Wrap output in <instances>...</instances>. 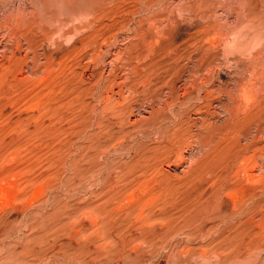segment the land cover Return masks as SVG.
<instances>
[{
	"label": "rangeland",
	"instance_id": "obj_1",
	"mask_svg": "<svg viewBox=\"0 0 264 264\" xmlns=\"http://www.w3.org/2000/svg\"><path fill=\"white\" fill-rule=\"evenodd\" d=\"M53 1L0 0V264H264V0Z\"/></svg>",
	"mask_w": 264,
	"mask_h": 264
},
{
	"label": "bare ground",
	"instance_id": "obj_2",
	"mask_svg": "<svg viewBox=\"0 0 264 264\" xmlns=\"http://www.w3.org/2000/svg\"><path fill=\"white\" fill-rule=\"evenodd\" d=\"M51 1V0H50ZM118 1V0H117ZM122 1V0H121ZM127 0H125V2H126ZM171 1V0H170ZM53 2H57L56 4H61V5H63L64 6V9H65V16H70V14H75L76 13V11H77V7H79L80 5V2H81V0H54ZM83 2H85L84 4H85V7H84V10L87 12L88 10L90 11V14H92V15H95V16H97L98 14H99V12H100V10H98L97 9V5L100 3V0H83ZM151 2V1H150ZM213 2V1H212ZM259 2H260V0H259ZM117 3V2H116ZM159 3H161V2H159ZM175 3V2H174ZM180 3V2H179ZM50 4V3H49ZM55 4V3H54ZM114 4V3H113ZM143 4V3H142ZM177 4V3H176ZM183 4V3H182ZM202 4V3H201ZM261 4V3H260ZM82 5V4H81ZM118 5H119V3H118ZM122 5V4H121ZM152 5V4H151ZM150 5V6H151ZM262 5V4H261ZM50 6V5H49ZM125 6V5H124ZM48 7V6H47ZM58 7V6H57ZM60 7H62V6H60ZM111 7H112V5H111ZM151 7H154V5L153 6H151ZM156 7V6H155ZM202 7V6H201ZM200 7V8H201ZM261 7V6H260ZM76 8V9H75ZM107 8V7H106ZM167 8V7H166ZM50 9V8H49ZM147 9V8H146ZM150 9V8H149ZM202 9V8H201ZM21 10V9H20ZM47 10V9H46ZM48 11V10H47ZM97 11V12H96ZM61 13L63 12V11H60ZM83 12V11H82ZM117 12V11H116ZM124 12V11H123ZM66 13L67 14H69V15H66ZM84 13V12H83ZM165 14V13H164ZM175 14V13H174ZM188 14V13H187ZM55 15V14H54ZM61 15V14H60ZM124 15H125V13H124ZM141 15V14H140ZM64 16V19L66 18ZM75 16V15H74ZM131 16H134V15H132L131 14ZM135 17V16H134ZM144 17V16H143ZM120 18V17H119ZM128 18H129V16H128ZM133 18V17H132ZM149 18V17H148ZM152 19H153V17H151ZM50 20V19H49ZM52 20V19H51ZM142 20V19H141ZM47 22H49V21H47ZM52 22V21H51ZM62 22V21H61ZM162 22V21H161ZM60 23V22H59ZM154 23V22H153ZM131 24V23H130ZM146 24V23H145ZM150 24V23H149ZM114 25H116L117 26V24H114ZM245 25V24H244ZM263 25V24H262ZM65 26V25H64ZM111 26H113V25H111ZM9 27V29H10V26H8ZM110 27V26H109ZM108 27V29H110ZM124 27V26H123ZM233 28V27H232ZM12 29V28H11ZM202 29V28H201ZM225 29V28H224ZM262 29H263V27H262ZM144 30V29H143ZM155 30V29H154ZM158 31V30H157ZM216 31V30H215ZM135 32H137V29L135 30ZM1 33V32H0ZM5 33V32H4ZM139 33V32H138ZM225 33V32H224ZM223 33V34H224ZM228 33V32H227ZM8 34V33H7ZM237 34V33H236ZM246 34V33H245ZM129 35V34H128ZM142 35V34H141ZM133 36V35H132ZM157 36V35H156ZM159 36V35H158ZM158 36H157V39H158ZM219 36V35H218ZM153 37V36H152ZM160 37V36H159ZM4 39V38H3ZM104 39V38H103ZM110 39V38H109ZM134 39V38H133ZM2 40V39H1ZM53 40V39H52ZM155 40V39H154ZM157 41V40H156ZM155 41V42H156ZM254 41V40H253ZM244 43H246V42H244ZM253 44V43H252ZM227 45V44H226ZM112 46V45H111ZM114 46V45H113ZM6 49V48H5ZM216 49V48H215ZM2 50V49H1ZM11 51V50H10ZM109 51V50H108ZM118 51V50H117ZM154 51V50H153ZM123 52V51H122ZM121 53V52H120ZM143 53V52H142ZM164 53V52H163ZM115 54H117V53H115ZM118 55H120V54H118ZM261 55V54H260ZM34 56V55H33ZM123 56V55H122ZM126 56V55H125ZM134 56V55H133ZM150 57V56H149ZM261 57V56H260ZM146 58V57H145ZM113 59V58H112ZM119 59V58H118ZM114 60V59H113ZM127 60V59H126ZM121 61V60H120ZM132 61V60H131ZM145 61V60H144ZM116 62H118V61H116ZM128 62V61H127ZM29 63V62H28ZM124 64V63H123ZM33 65V64H32ZM56 65V64H55ZM111 65V64H110ZM117 65V64H116ZM34 66V65H33ZM112 67V66H111ZM129 67V66H128ZM131 68V67H130ZM133 69V68H132ZM135 69V68H134ZM134 71V70H133ZM136 71H138V69L136 70ZM135 72V71H134ZM144 72V71H143ZM216 72V71H215ZM116 73V72H115ZM197 73V72H196ZM198 74V73H197ZM40 75V74H39ZM204 75V74H203ZM44 76V75H43ZM48 77V76H47ZM44 78V77H43ZM105 78V77H104ZM256 78V77H255ZM45 79H46V77H45ZM194 79V78H193ZM68 80V79H67ZM259 80V79H258ZM149 81H151V80H149ZM252 81H253V79H252ZM246 82V81H245ZM244 82V83H245ZM249 82V81H248ZM211 84V83H210ZM238 84V83H237ZM205 85V84H204ZM118 86V85H117ZM243 86H245V85H242V87ZM191 87V86H190ZM251 87V86H250ZM262 87V86H261ZM187 88V87H186ZM240 88V87H239ZM245 88V87H244ZM201 89V88H200ZM256 89V88H255ZM135 90V89H134ZM203 90V89H202ZM243 90V89H242ZM260 90H262V88L260 89ZM244 91V95H245V97H246V99H248V100H253V97H252V95H251V93L253 92V91H249V90H247V88L246 89H244L243 90ZM258 91V90H257ZM106 92V91H105ZM157 92V91H156ZM199 92V91H198ZM262 92V91H261ZM260 92V93H261ZM264 92V91H263ZM134 93V92H133ZM158 93H160V92H158ZM211 93V92H210ZM253 94H255V93H253ZM240 95V94H239ZM105 96V95H104ZM167 96V95H166ZM210 96V95H209ZM215 96V95H214ZM157 97V94L155 93V94H153L152 96H151V98H156ZM166 98V97H165ZM221 98V97H220ZM123 99V98H122ZM169 99V98H168ZM87 100V99H86ZM109 100H110V97H109ZM99 101V100H98ZM150 101V100H149ZM204 101V100H203ZM109 102V101H108ZM107 102V103H108ZM122 102V101H121ZM125 102V101H124ZM169 102V101H168ZM47 103V102H46ZM106 103V102H105ZM120 103V102H119ZM238 104H239V102H238ZM31 105V104H30ZM92 105V104H91ZM219 105V104H218ZM245 105H248V104H245ZM69 106V105H68ZM120 106V105H119ZM34 107V106H33ZM32 107V108H33ZM36 108V107H35ZM46 108V107H45ZM96 108V107H95ZM105 108V107H104ZM129 108V107H128ZM180 108V107H179ZM38 109V108H37ZM93 109V108H92ZM102 109V108H101ZM109 109V108H108ZM33 110V109H32ZM86 110V109H85ZM95 110V109H94ZM112 110V109H111ZM221 110V109H220ZM244 110V109H243ZM105 111V110H104ZM104 111H103V113H104ZM110 111V110H109ZM115 111H116V109H115ZM171 111H172V109H171ZM76 112V111H75ZM82 112V111H81ZM114 112V111H113ZM133 112V111H132ZM198 112V111H197ZM222 112V111H221ZM101 114H102V112H101ZM220 114V113H219ZM236 114V113H235ZM54 115V114H53ZM91 115H93V114H91ZM95 116V115H94ZM101 116V115H100ZM114 116V115H113ZM202 116V115H201ZM52 117V116H51ZM74 117V116H73ZM73 117H72V119H73ZM103 117H104V115H103ZM55 118V117H54ZM75 118V117H74ZM60 120H62V119H60ZM197 120V119H196ZM219 120V119H218ZM258 120V119H257ZM125 122V121H124ZM163 122V121H162ZM218 122V121H217ZM184 123V122H183ZM187 123V122H186ZM203 123H204V125H205V127H207V129H206V131H207V133H206V135H204L203 137H202V140H203V142H209V141H212V140H214L215 138H216V136L220 139V137L221 136H223V134L221 135V134H219V136H218V133L220 132H222L223 133V130H221V128L219 127L218 128V126H216V127H214V124L212 123V122H208V119L207 118H204L203 119ZM77 124V123H76ZM80 124V123H79ZM121 125V124H120ZM163 125V124H162ZM203 125V126H204ZM102 126V125H101ZM126 126V125H125ZM161 126V125H160ZM158 127V126H157ZM151 128V127H150ZM160 128V127H159ZM192 128V127H191ZM152 129V128H151ZM157 129V128H156ZM173 129V128H172ZM175 129V128H174ZM124 130V129H123ZM158 130V129H157ZM255 130V129H254ZM164 131V130H163ZM179 131V130H178ZM204 131V130H203ZM255 132V131H254ZM156 133V132H155ZM262 133V132H261ZM164 135V134H163ZM201 135H203V134H201ZM200 135V136H201ZM263 135V134H262ZM130 136V135H129ZM197 136V135H196ZM195 138V137H194ZM200 138V137H199ZM199 138L197 139V140H199ZM264 138V137H263ZM218 139V140H219ZM249 139V138H248ZM247 139V140H248ZM137 140H139V139H137ZM197 140H196V143H197ZM169 141V140H168ZM173 141V140H172ZM171 141V142H172ZM164 143V142H163ZM192 143V142H191ZM200 143V142H199ZM194 144V143H193ZM262 144V143H261ZM121 145V144H120ZM160 145V144H159ZM237 146H239V145H237ZM251 146H253L252 144L251 145H249V147H251ZM260 146V145H259ZM240 147V149H239V153H240V155L243 157V160H241L242 162H241V166H238V168H237V171L241 168V167H243V169H244V171L246 172V175H249V177H250V174H249V172L248 171H246L245 170V166H244V164H246L247 165V157L245 158L244 157V154H245V152L247 151V149H248V147H241V145L239 146ZM201 148V147H200ZM238 148V147H237ZM157 149H158V147H157ZM141 150V149H140ZM261 150V149H260ZM186 151V150H185ZM262 151V150H261ZM116 152V151H115ZM118 153V152H117ZM246 154H247V152H246ZM253 157V156H252ZM123 159H124V157H123ZM128 159V158H127ZM251 159V158H250ZM179 160H180V158H179ZM187 160V159H186ZM186 160H185V162H186ZM192 160V159H191ZM258 160V159H257ZM176 161H177V159H176ZM175 161V162H176ZM194 161V160H193ZM147 162V161H146ZM171 162V161H170ZM181 162V161H180ZM126 163V162H125ZM179 163V162H178ZM182 163V162H181ZM263 163V162H262ZM240 164V163H239ZM238 164V165H239ZM261 164V163H260ZM180 165V164H179ZM253 165H251L250 167H252ZM257 166V165H256ZM135 167V166H134ZM145 168V167H144ZM187 168H188V166H187ZM230 168V167H229ZM251 169V168H250ZM259 169V168H258ZM261 169V168H260ZM134 170V169H133ZM143 170V169H142ZM146 169H144L143 171H145ZM105 171V170H104ZM108 172V171H107ZM146 172V171H145ZM166 172V171H165ZM87 174V173H86ZM145 174H147V172L145 173ZM157 174V173H156ZM155 174V175H156ZM166 174V173H165ZM257 174V173H256ZM255 174V175H256ZM163 175V174H162ZM180 175V174H179ZM200 175V174H199ZM238 175V174H237ZM254 175V174H253ZM134 176V175H133ZM201 176V175H200ZM239 176H242V175H239ZM244 176V175H243ZM140 177V176H139ZM142 177V176H141ZM140 177V178H141ZM198 177V176H197ZM255 177V176H254ZM131 178V177H130ZM151 178V177H150ZM195 178V177H194ZM226 178V177H225ZM225 178L223 179L224 181H225ZM139 179V178H138ZM152 179V178H151ZM238 179V178H237ZM129 180H131V179H129ZM128 180V181H129ZM135 180H136V178H135ZM146 180V179H145ZM150 180V179H149ZM245 180H247L246 178H245ZM132 181V180H131ZM153 181V180H152ZM173 181V180H172ZM255 181V180H254ZM135 182V181H134ZM150 182V181H149ZM175 182V181H174ZM181 182V181H180ZM230 182H232V181H230ZM235 182V181H234ZM104 183V182H103ZM246 183V182H245ZM100 184V183H99ZM146 184V183H145ZM119 185V184H118ZM139 185V184H138ZM174 186V185H173ZM135 187V186H134ZM157 187V186H156ZM140 188V187H139ZM123 189V188H122ZM130 189V188H129ZM136 189V188H135ZM156 189V188H155ZM137 190V189H136ZM140 190V189H139ZM149 190V189H148ZM201 190V189H200ZM221 188H220V193H221ZM233 190V189H232ZM237 190V189H236ZM262 190V189H261ZM44 191V190H43ZM223 191H226V192H229L230 193V191H231V188H224V190H222V192ZM245 191V190H244ZM125 192V191H124ZM123 192V193H124ZM163 192V191H162ZM250 192V191H249ZM188 193V192H187ZM200 193V192H199ZM236 193L238 194L239 192L238 191H236ZM122 194V193H121ZM121 194H119L120 196H121ZM127 194H128V192H127ZM153 194V193H152ZM190 194V193H189ZM233 194V193H232ZM125 195H126V193H125ZM125 195H124V197H125ZM141 195V194H140ZM143 195V194H142ZM159 194H157V196H158ZM127 196V195H126ZM130 196V195H129ZM131 196H133L134 197V195H132L131 194ZM136 196V195H135ZM137 196H139V195H137ZM157 196L155 197V198H157ZM190 196V195H189ZM201 196H202V194H201ZM260 196V195H259ZM141 197V196H140ZM153 197V196H152ZM159 197V196H158ZM192 197V196H191ZM263 197V196H262ZM116 198H117V200H118V198H120L119 196H118V194H116ZM126 198V197H125ZM127 198H129V197H127ZM139 198V197H138ZM198 198H199V196H198ZM233 198V197H232ZM239 198V197H238ZM258 198V197H257ZM3 200V199H9V197L7 196V195H3V194H1L0 193V200ZM121 199L123 200V198L121 197ZM135 199V198H134ZM151 199H154V198H151ZM200 199V198H199ZM237 199V198H236ZM255 199V198H254ZM107 200V199H106ZM126 200H128V199H126ZM158 200V199H157ZM256 200V199H255ZM109 201V200H108ZM150 201H152V200H150ZM149 200H148V202H150ZM258 201V200H257ZM104 202V201H103ZM115 202V201H114ZM122 202V201H121ZM132 202V201H131ZM131 202H129L130 204H131ZM147 202V201H146ZM169 202V201H168ZM199 202V201H198ZM250 202V201H249ZM254 202V201H253ZM123 203H125V202H123ZM128 203V204H129ZM145 203V202H144ZM226 203V202H225ZM238 203H240V201L238 202ZM251 203H252V201H251ZM255 203V202H254ZM261 203V202H260ZM128 204H126L127 206H128ZM129 204V205H130ZM187 204V203H186ZM143 205V204H142ZM235 205V204H234ZM118 206V205H117ZM146 206V205H145ZM229 206V205H228ZM244 206V205H243ZM252 206V205H251ZM264 206V205H263ZM98 207V206H97ZM116 207V206H115ZM143 207H144V205H143ZM240 207V206H239ZM121 208H123V207H121ZM127 208V207H126ZM141 209H142V207H140ZM145 208V207H144ZM233 208V207H232ZM235 208V207H234ZM237 208H238V206H237ZM242 208V207H241ZM245 208V207H244ZM253 208V207H252ZM112 209V208H111ZM115 209V208H114ZM125 209V208H124ZM159 209V208H158ZM222 205L221 206H219V208H217V213H219V215H220V218L221 219H223V223L225 224V226L223 227V228H221V229H219V234H220V236H219V239H218V244H219V246H220V248H221V250H223V252L225 253L226 251L228 252H230V256L232 255L231 253L233 252V254H234V256H236L237 258L238 257H242L243 255H245L246 254V252L248 253V251L250 250V249H252L253 248V246H254V244H255V246H257V244H256V242H257V240H259V237H258V239H257V236L255 237V234H254V229H253V224L255 223L254 222V220H253V222H251V219H252V217H251V214H250V211L249 212H246V211H244V213L242 214L240 211L241 210H239V214L240 215H244L245 214V212L246 213H248V214H250V216L248 215V214H246V216H245V218L244 219H240V220H236V219H234V220H231L229 217L232 215V213H224V212H222ZM91 210V209H90ZM99 210H100V208H99ZM102 210V209H101ZM117 210V209H116ZM238 211V209H235V211ZM118 211V210H117ZM128 211H129V213H127L126 215H129L130 214V212L132 213V209L131 208H129L128 209ZM142 211H143V209H142ZM236 211V213L238 214V212ZM243 211V210H242ZM100 212V211H99ZM107 212V211H106ZM126 212V211H125ZM141 212V211H140ZM144 212V211H143ZM232 212H234V211H232ZM91 213V212H90ZM102 213V212H101ZM103 213H105V212H103ZM102 213V214H103ZM112 213V212H111ZM235 213V212H234ZM233 213V214H234ZM235 213V214H236ZM87 214H88V212H87ZM108 214H110L109 212H108ZM122 214V213H121ZM139 214V213H138ZM142 214V213H141ZM140 214V215H141ZM171 214V213H170ZM260 214H262V213H260ZM260 214L258 215V216H260ZM165 215V214H164ZM200 215H201V213H200ZM87 216V215H86ZM114 216V215H113ZM239 216V215H238ZM88 217V216H87ZM95 217V216H94ZM97 217V216H96ZM100 217V216H99ZM102 217V216H101ZM140 217V216H139ZM236 216H233V218H235ZM239 217H241V216H239ZM243 217V216H242ZM247 217V218H246ZM125 218V217H124ZM128 218V217H127ZM130 218V217H129ZM141 218H142V216H141ZM149 218V217H148ZM227 218H229V219H227ZM258 217H256V219H257ZM93 219V218H92ZM134 219H135V217H134ZM91 220V219H90ZM105 220V219H104ZM126 220V219H125ZM228 220H230V221H228ZM95 221V220H94ZM120 221V220H119ZM147 221V220H146ZM95 222H97V221H95ZM94 222V223H95ZM101 222V221H100ZM108 221H106V223H107ZM171 222V221H170ZM169 222V223H170ZM201 222H202V220H201ZM259 222H260V220H259ZM98 223H99V221H98ZM105 223V222H104ZM151 223V222H150ZM198 223V222H197ZM217 224H218V222H216ZM251 223H253V224H251ZM211 224V223H210ZM108 226H109V224H107ZM113 225V224H112ZM196 225V224H195ZM212 225V224H211ZM98 226V225H97ZM106 226V225H105ZM104 225H103V227H104V230H103V232L105 233V229H107L106 227H105ZM110 226H111V224H110ZM220 226V225H219ZM218 226V227H219ZM255 226V225H254ZM101 227V226H100ZM117 227H118V225H117ZM145 227H147V226H145ZM208 227V226H207ZM96 228V227H95ZM98 228H99V226H98ZM114 228V227H113ZM119 228H120V225H119ZM128 228V227H127ZM168 228V227H167ZM217 228V227H216ZM102 229V228H101ZM218 229V228H217ZM99 230V229H98ZM109 230L111 231L112 229H111V227L109 228ZM127 230V229H126ZM172 230V229H171ZM210 230V229H209ZM102 231V230H101ZM108 231V230H107ZM106 231V233H110V232H107ZM204 231V230H203ZM206 231V230H205ZM215 231V230H214ZM103 232H101V233H103ZM136 232H139V231H136ZM98 233V232H97ZM101 233H98V234H101ZM103 233V234H104ZM140 233V232H139ZM256 233V232H255ZM257 234V233H256ZM106 235L107 234H105V235H102L101 234V236H104L105 238H106ZM194 236V235H193ZM107 237H109V235L107 236ZM205 237V236H204ZM104 238V239H105ZM101 239H103V238H101ZM127 239V238H126ZM214 240V239H213ZM217 241V240H216ZM215 241V242H216ZM254 241H256V242H254ZM211 242V241H210ZM209 243V242H208ZM259 246V245H258ZM261 250H263V249H261ZM257 251H259V250H257ZM222 252V253H223ZM227 254V253H226ZM224 254H222V256H223ZM261 256V255H260ZM264 256V255H263ZM225 257H227V261H230V260H232V259H235L233 256L232 257H229V255L228 256H226L225 255ZM229 257V258H228ZM236 258V259H237ZM263 259V258H262ZM225 261V260H224ZM224 261H223V263H224ZM233 262H234V260H233ZM222 263V264H223ZM116 264H124V263H116ZM239 264V263H238Z\"/></svg>",
	"mask_w": 264,
	"mask_h": 264
}]
</instances>
